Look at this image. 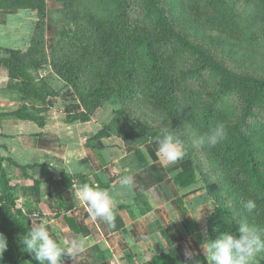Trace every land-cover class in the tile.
Segmentation results:
<instances>
[{"label": "trees", "instance_id": "1", "mask_svg": "<svg viewBox=\"0 0 264 264\" xmlns=\"http://www.w3.org/2000/svg\"><path fill=\"white\" fill-rule=\"evenodd\" d=\"M78 1L60 0L66 24L49 51L45 0L0 1V10L10 3L12 9L28 8L37 16L26 49L2 60L9 87L22 95L23 103L0 116L14 115L45 126L47 107L39 106L59 95L50 82L57 76L76 90L79 99L80 109L65 121H90L97 109L110 102L112 118L90 139L116 135L135 145L143 164L147 161L137 145L146 143L154 127L132 117L129 109L134 102L166 109L174 124L193 119L203 135L222 123L226 139L205 148L231 176L237 197L229 205L226 197L213 193L218 206L207 216V240L235 232L242 218L264 226V0H104L105 9L102 0L98 7L91 0L87 9ZM47 64L51 73L41 77L38 72ZM7 163L25 169L0 152V234L8 242L0 264H38L20 244L37 208L30 203L26 210L22 207ZM201 175L207 179L192 166L174 181L180 187L191 186ZM61 181L65 186L86 182L81 175L65 174ZM40 182L35 179L34 187ZM31 189L23 188L24 193ZM249 199L257 204L251 214L243 208ZM233 207L248 217H237Z\"/></svg>", "mask_w": 264, "mask_h": 264}, {"label": "crops", "instance_id": "2", "mask_svg": "<svg viewBox=\"0 0 264 264\" xmlns=\"http://www.w3.org/2000/svg\"><path fill=\"white\" fill-rule=\"evenodd\" d=\"M19 12L0 14V30L4 29L5 35L13 36L9 16ZM33 21L25 33L19 32L20 40L25 38L23 34L29 36ZM28 43L14 48L0 45V112H10L23 103L22 95L9 87L11 80L2 60H11L14 52H23ZM111 118L97 121L92 115L90 121H63L57 127L49 118L40 127L14 115L0 116L1 154L27 169L6 164L7 170L11 166L22 171L21 178L16 176L14 181L18 195L22 197L24 187L32 188L24 198L26 204L37 208L32 226L43 223L64 246L75 237L84 241V250L63 264H184L185 251L194 253L197 264H207L201 246L207 239L205 212L212 209V199L203 191L195 193V184L178 186L174 178L183 170L167 171L154 143L138 146L147 161L143 164L135 147L123 144L120 137L123 143H118L116 135L90 139ZM63 174L81 175L85 183L94 186L110 184L106 189L117 201L114 230L93 219L87 204L74 196L82 182L65 186ZM125 174L134 177L131 188L121 187ZM35 179L41 181L36 187Z\"/></svg>", "mask_w": 264, "mask_h": 264}, {"label": "rangeland", "instance_id": "3", "mask_svg": "<svg viewBox=\"0 0 264 264\" xmlns=\"http://www.w3.org/2000/svg\"><path fill=\"white\" fill-rule=\"evenodd\" d=\"M98 1L99 0H96L95 2V5L97 7L100 4V2ZM45 2L47 12L45 20V39L46 48L47 51H49L53 46L54 39L57 37L58 32L64 29L66 20L64 19L61 12L62 4L60 0H45ZM90 2L91 0H79L77 2V5L79 6L81 4V8L87 9V7H89L90 5ZM3 3L5 4V2ZM101 4L103 9L107 7L104 0L101 1ZM6 5L7 8H5V10H0V14L2 15V17H4V15L9 12L15 13L18 11V9H20V12L19 14L9 16V28L10 32L13 35L12 37L10 36V34L5 35V33H3L4 29L0 30V45L4 44L6 47L14 48L15 46H18L19 43L21 45L22 43H24V41L29 42L32 34V29L30 30V34L28 37L23 34V36L25 37L23 38V41L22 39L20 40L18 34L22 31L23 33H25L29 29L30 20L34 18V21L31 25V28H33L34 22L37 21V16L35 11H32L28 8L17 7V9H12L14 7H12L10 3ZM12 56H14V54ZM38 73L41 77H47L51 73L50 65H44ZM50 82L52 83L56 91L59 92V95L50 96L47 99V103L45 105L40 104L39 107H47V110L43 112V114L46 117V120L51 118L52 122L55 123L54 125H56L57 127V125H60L63 121H65L70 113H73L80 109H77L79 99L76 90L69 86L61 78L57 76L55 78L53 77L52 79H50ZM235 100H237L236 96L233 97L234 102ZM31 103L33 104L34 100H32ZM130 108L131 109L129 110L132 117L136 116L140 118V120L146 121L154 127V129L147 133L148 140L146 141V143H149V145L153 143L158 145V138H160L165 132H173L175 135H178L186 142L188 149L187 155L176 164H169L163 157H161L159 154L158 155L159 158H161L160 161L165 164V169L167 171H172L175 173L180 170H186L187 168H190L192 166H197L200 171H203V173L206 174L205 176L207 179L204 180V176L201 175L199 176V181L194 183L196 186V191H194L195 193L203 191L212 199V209H206V216H208L210 212L218 206L213 193H217L221 197H226L227 199L225 201V204L231 205L236 201L235 197H237V195L232 192L233 188L230 185V182L232 181L231 176L225 172L226 170L223 171L224 168L219 164L220 161L216 159V157H210V155H208L206 149H209V147L205 148L206 143H198L200 138L205 135L201 133V130L198 128L197 122L195 120L189 119L183 121L180 124H174L172 114L167 112L166 109L139 101L134 102V104L130 106ZM262 113L263 114L261 115V118H264V112ZM113 114L114 106L110 102H105L99 109H97V111L94 112L93 116H95L97 121H104L107 117L113 116ZM7 130L11 131V128L8 126ZM118 138L119 137H116L114 138V140L118 143H123V141ZM123 144L127 146L130 144V147L135 146L131 143H127L126 141ZM141 145H143V143L137 146ZM8 169L10 177L12 176V180L14 179L13 183H15L14 181H16V176H19L21 178V170H18L16 167L12 168L11 166ZM24 170L27 171V169ZM19 197L23 200V202H21L20 200V204L26 210V203L24 202L25 193H22V197L21 195H19ZM232 211L237 217H240L242 215L248 217V215H246V213H244L242 209L239 210V208L237 207H233ZM205 235L208 239V231L205 232ZM263 259L264 253L258 254L255 264H260Z\"/></svg>", "mask_w": 264, "mask_h": 264}, {"label": "clouds", "instance_id": "4", "mask_svg": "<svg viewBox=\"0 0 264 264\" xmlns=\"http://www.w3.org/2000/svg\"><path fill=\"white\" fill-rule=\"evenodd\" d=\"M226 137L225 126L217 123L198 143L215 147ZM157 142L158 154L169 164H176L187 155L186 142L173 132L163 133ZM120 183L123 188H131L133 175H123ZM74 196L87 204L93 219L102 221L110 230L116 228L114 208L117 201L108 189L83 183L77 187ZM243 208L251 214L257 209V204L249 199ZM20 244L38 264H63L65 255L73 257L85 248L80 237L73 238L67 246L62 245L59 237L54 238L43 223L33 224L22 236ZM7 247V239L0 234V255ZM201 247L207 264H255L258 254L264 253V226L249 224L242 218L235 232H222L214 240L206 239ZM193 256L192 251H185L184 264H197L198 260H193Z\"/></svg>", "mask_w": 264, "mask_h": 264}]
</instances>
